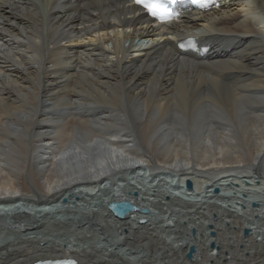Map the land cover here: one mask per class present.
<instances>
[{
	"label": "bare ground",
	"instance_id": "1",
	"mask_svg": "<svg viewBox=\"0 0 264 264\" xmlns=\"http://www.w3.org/2000/svg\"><path fill=\"white\" fill-rule=\"evenodd\" d=\"M221 4L0 0V264H264V0Z\"/></svg>",
	"mask_w": 264,
	"mask_h": 264
},
{
	"label": "water",
	"instance_id": "2",
	"mask_svg": "<svg viewBox=\"0 0 264 264\" xmlns=\"http://www.w3.org/2000/svg\"><path fill=\"white\" fill-rule=\"evenodd\" d=\"M185 185L189 189H191L193 187L192 181L190 179L186 180ZM218 190L219 189L216 187L215 191L217 192ZM64 200H65V198H64ZM253 205H256V203H253ZM109 207L120 218L124 217L126 214L137 209V207L134 204H132L130 201H127V200L126 201H120V202H113L110 204ZM141 211L144 213H147L148 209L147 208H141ZM210 233L213 235L214 231H210ZM248 233H249V229L245 228L244 234L247 235ZM194 252H195V247L191 246L189 251L187 252V256L189 258H192Z\"/></svg>",
	"mask_w": 264,
	"mask_h": 264
},
{
	"label": "snow or ice",
	"instance_id": "3",
	"mask_svg": "<svg viewBox=\"0 0 264 264\" xmlns=\"http://www.w3.org/2000/svg\"><path fill=\"white\" fill-rule=\"evenodd\" d=\"M141 2H143V0H137V3H141ZM144 7L148 8L154 16L160 15V13L157 11L158 5L145 3ZM55 264H76V261L75 260L55 261Z\"/></svg>",
	"mask_w": 264,
	"mask_h": 264
},
{
	"label": "rangeland",
	"instance_id": "4",
	"mask_svg": "<svg viewBox=\"0 0 264 264\" xmlns=\"http://www.w3.org/2000/svg\"><path fill=\"white\" fill-rule=\"evenodd\" d=\"M105 109H107V107L106 106H103ZM72 112V111H71ZM214 188V187H213Z\"/></svg>",
	"mask_w": 264,
	"mask_h": 264
}]
</instances>
